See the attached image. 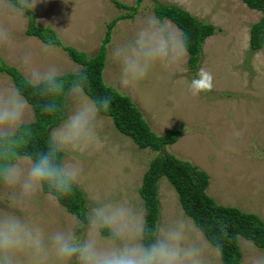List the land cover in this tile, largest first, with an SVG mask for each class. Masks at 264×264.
Wrapping results in <instances>:
<instances>
[{"label":"rangeland","instance_id":"374dc122","mask_svg":"<svg viewBox=\"0 0 264 264\" xmlns=\"http://www.w3.org/2000/svg\"><path fill=\"white\" fill-rule=\"evenodd\" d=\"M118 1L135 5L136 10L117 7L112 0H38L33 9L35 22L40 27L53 28L59 44H53L51 50L45 52L43 49L49 44L26 34V19L19 22L15 31V47H0V57L25 76L21 64L25 54L31 57L35 67L43 69L57 64L65 72H72L81 66L69 58L64 47L71 45L86 52L88 57L94 55L104 38L107 23L114 19L110 38L105 42L102 68L104 84L114 83L118 69L111 61V50L130 39L147 16H156L157 0ZM159 1L180 6L178 0ZM192 3V7H180L215 27L201 45L196 68L189 67L187 52L183 62L170 72L160 69L151 72L136 91L115 89L136 103L157 133L182 126L178 140L166 145L165 150L207 173L209 181L205 191L209 196L219 204L256 213L264 221V46L255 51L249 48V28L261 12L248 7L243 0H192ZM125 13L131 15L124 16ZM160 20L169 22L181 33L171 21ZM202 68L212 74L213 88L192 96L188 91L190 82ZM9 86H14L12 79L0 72V88ZM29 106L30 122L35 116ZM64 113L63 119L67 115L65 108ZM101 117L100 135L104 147L80 158L83 173L76 187L84 194V209L86 211L91 203L89 197L96 194L130 200L144 213V200L138 188L156 151L139 148L129 136L115 128L111 117L102 114ZM59 124L48 128L49 134ZM235 133L238 136H234ZM158 199L156 223L177 215L189 217L184 214L177 192L165 176L158 181ZM0 210H8L2 189ZM18 214L31 217L49 232L75 224L79 219L59 202L47 200L46 193L37 196ZM236 244L241 253L238 264H248L249 256L255 252L264 253V248L243 236ZM213 264H222L220 252Z\"/></svg>","mask_w":264,"mask_h":264},{"label":"clouds","instance_id":"9594fccd","mask_svg":"<svg viewBox=\"0 0 264 264\" xmlns=\"http://www.w3.org/2000/svg\"><path fill=\"white\" fill-rule=\"evenodd\" d=\"M37 2L0 0V47H15L19 22L27 19ZM178 3L193 6L192 0ZM52 47L49 44L43 50ZM186 55L182 34L169 22L147 16L130 39L111 50L118 79L107 87L134 92L151 72H170ZM21 64L26 71L25 85L43 101L41 111L55 115L61 110L62 98L67 115L51 130L46 148L29 154L24 146L30 135V106L21 88H0V189L8 203V210H0V264H213L221 242L209 243L191 218L177 215L150 225L143 211L127 199L93 194L82 219L68 210L79 218L75 224L50 232L31 217L18 214L41 194L57 203L73 193L83 173L80 158L104 147L101 113L112 102L107 94L95 99L87 96V78L80 69H73L72 78L66 80L60 65L41 69L33 66L27 54L21 57ZM212 88L213 76L202 68L188 91L197 96ZM248 264H264V253L250 255Z\"/></svg>","mask_w":264,"mask_h":264},{"label":"trees","instance_id":"16d2710c","mask_svg":"<svg viewBox=\"0 0 264 264\" xmlns=\"http://www.w3.org/2000/svg\"><path fill=\"white\" fill-rule=\"evenodd\" d=\"M136 1L138 3L140 0ZM243 1L248 7L261 12L259 19L249 28V48L252 51L259 50L264 46V0ZM112 2L117 7L136 10L135 5L129 6L118 0H112ZM154 12L159 19L166 18L180 29L189 54L188 65L191 69L196 68L201 56V45L205 38L214 32V25L199 20L176 4L159 0L155 1ZM129 14L131 15V13H125L124 16ZM26 15H28L26 34L37 36L46 44H59L53 28L40 27L35 22L33 10ZM113 21L114 19L107 23L104 38L94 55L88 57L86 52L79 51L71 45L65 46L64 49L69 57L81 66L80 70L87 78L85 91L90 98L95 99L106 94L112 96L109 110L101 114L111 117L116 129L129 136L139 148H151L156 151L155 156L148 163L139 188V193L144 200L145 219L150 225L157 222L159 215L157 181L165 176L176 189L184 214L202 230L209 243L215 245L217 241L221 242V263L238 264L241 254L236 244L237 235H243L257 246L264 247V221L255 213L217 203L205 191L209 181L207 173L190 161L180 159L165 150L166 145L178 139L182 126L163 134L157 133L150 127L140 108L129 96L104 84L102 68L105 59V42L110 38ZM0 72L7 73L13 85L21 88L35 116L28 124L30 135L24 151L33 154L44 150L49 137L48 128L58 125L65 116L63 99L59 101L62 107L58 113L45 114L40 107L43 103L42 99L34 95L32 89L25 85L26 76L17 67L7 65L0 57ZM72 75L73 72H65V79L70 80ZM58 201L82 219L85 213L84 198L79 188L75 186L71 195L61 197Z\"/></svg>","mask_w":264,"mask_h":264}]
</instances>
